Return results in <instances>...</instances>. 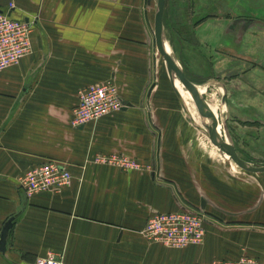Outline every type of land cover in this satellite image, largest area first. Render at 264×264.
Returning <instances> with one entry per match:
<instances>
[{"label": "crops", "instance_id": "1", "mask_svg": "<svg viewBox=\"0 0 264 264\" xmlns=\"http://www.w3.org/2000/svg\"><path fill=\"white\" fill-rule=\"evenodd\" d=\"M148 4L0 0L1 12L33 22L31 53L0 71V235L13 218L0 264H33L47 253L63 264H198L243 254L264 264V198L240 208L237 192L255 188L234 180L249 172L219 149L198 124L191 93L167 76L154 39L156 5ZM192 5L162 20L178 64L206 88H222L224 115L229 106L231 115L264 123V0ZM101 81L116 85L124 106L74 127L78 91ZM204 105L218 118L211 99ZM105 155L136 166L95 161ZM50 160L70 172L69 185L26 194L17 180ZM181 210L203 211L201 243L172 248L141 233L154 213Z\"/></svg>", "mask_w": 264, "mask_h": 264}, {"label": "built area", "instance_id": "2", "mask_svg": "<svg viewBox=\"0 0 264 264\" xmlns=\"http://www.w3.org/2000/svg\"><path fill=\"white\" fill-rule=\"evenodd\" d=\"M12 7V3L9 4ZM33 22L11 17L0 11V71L16 65L30 54ZM78 101L72 109L71 124L74 127L96 121L120 110L124 104L116 85L112 82H94L78 91ZM97 162L118 164L125 169L136 166L126 155L97 156ZM72 175L59 162L46 161L26 171L17 180L19 187L31 192L54 191L68 186ZM148 240L167 247L181 248L202 242L205 234V215L202 210H181L154 213L141 230ZM33 264H63L52 253L38 257ZM198 264H262L248 255L235 259H213Z\"/></svg>", "mask_w": 264, "mask_h": 264}, {"label": "rangeland", "instance_id": "3", "mask_svg": "<svg viewBox=\"0 0 264 264\" xmlns=\"http://www.w3.org/2000/svg\"><path fill=\"white\" fill-rule=\"evenodd\" d=\"M156 1L157 0H148L149 7H151V8L154 7V3L156 5ZM192 7H193L192 0H165V8H164L165 10L163 13V19L162 20H164L167 12L169 10L174 9V10H176L175 13L179 14V13H181L180 12L181 10H182V12L183 11L187 12V10L191 11ZM177 8H179L178 13H177ZM164 31H165L164 33L167 36L168 30L165 28ZM158 56H159V52L157 51V58L160 59V61L163 63V65H165V61L162 58V56L161 57L160 56L158 57ZM165 70H166L167 76L170 79V73L168 72L166 65H165ZM171 74H172V72H171ZM173 74L179 83V80H178L176 74L174 72H173ZM186 77L189 80H194L195 82H197L196 84H198L199 86H204V85L199 84V82H201L203 80L202 77L192 76V75H189V76L186 75ZM209 86H213V84H209ZM187 92H189V94H190V91L187 90ZM201 97H202L203 101H206V99H211V101L213 102V106L215 107L213 114H216L219 112L218 118H215V115H214L211 117V119H212L213 123H214V120H216L218 126H220L219 128L222 131L221 134L224 136L223 139L225 137L230 138V140H231L232 144L234 145L238 155L241 158H243L244 160L250 162L253 165H257V166L264 165V123H261L259 121L256 122L254 116L251 117V116H245V115H240V116L231 115L230 114L231 110H230L229 106L227 107L228 108L227 109L228 115L225 114L227 116L226 117L222 113V111H220V110L218 111V109H219V91L216 88H212V90H208L205 94L201 95ZM226 102H228V101H226ZM184 103L185 102L183 101L182 105H183V108L187 114V118L189 119L188 120L189 126L191 127V130H192V122H195V121L193 118H190L191 116L189 115L188 109ZM196 108H197V106H196ZM246 110H249V109H246ZM197 112H198V110H197ZM198 115H199V113H198ZM193 124H195V123H193ZM198 124L200 126H205V124L202 120L200 122H198ZM219 149H220V147H219ZM220 150L225 154L226 157L230 158V156L227 155L225 153V151H223L222 149H220ZM198 166L202 168L205 165L199 164ZM203 168L206 169L205 167H203ZM243 177L244 178H242L241 175H237L235 177L234 181L237 183H238V181H243L244 185H245L244 188H247V187L252 188V186H253V188H255V191L251 190V189H249V190L245 189L244 190L245 194L237 192L239 195V199H240V201H239L240 208L242 210L255 209V199H256V204H257L259 202V200H262L264 198V174H249L248 173V175L245 174V176H243ZM202 178H204L207 182H209L213 187L218 186L216 184L221 185L218 181H216V179H214L213 176H211L210 174H208L206 172H203ZM246 180H249V182L251 184L250 185L245 184ZM261 180H263L262 183L260 185H258V182ZM246 183H248V182L246 181ZM256 185H258V186H256ZM221 191H219V192H221ZM222 192H223V196L225 198L224 191H222ZM227 193L229 194L230 192H227ZM260 193H261V195H260ZM227 199H230V197L227 196ZM251 201H254V202L251 203ZM245 255H248V254H245Z\"/></svg>", "mask_w": 264, "mask_h": 264}, {"label": "water", "instance_id": "4", "mask_svg": "<svg viewBox=\"0 0 264 264\" xmlns=\"http://www.w3.org/2000/svg\"><path fill=\"white\" fill-rule=\"evenodd\" d=\"M165 6V0H157L156 1V7H155V12H154V39H155V45L157 51L161 54L162 58L165 61L166 68L168 72H174L179 81L185 85L188 90L190 91L197 108L205 122L206 129L208 131V134L211 136L213 140L218 142L220 148L225 151L227 154L231 156L233 161L239 165L241 168L250 171V172H264V165H253L250 162L244 160L241 158L234 145L232 144L230 138H226V141H224L223 137H221L216 129H215V124L213 123L211 117L208 115L204 101L199 93V85L194 83L193 81L189 80L185 73L183 68L171 57L169 52L165 48V35H164V30H163V10ZM13 218H9L2 230H1V235H0V249L3 251L5 249V239L8 233L9 228L12 225Z\"/></svg>", "mask_w": 264, "mask_h": 264}, {"label": "bare ground", "instance_id": "5", "mask_svg": "<svg viewBox=\"0 0 264 264\" xmlns=\"http://www.w3.org/2000/svg\"><path fill=\"white\" fill-rule=\"evenodd\" d=\"M165 48H166V50L169 52V54L171 55V57L177 62V60L175 59V57H174V55H173V52H172V50H171V46H170V44H169V42L167 41V40H165ZM178 63V62H177ZM177 76V75H176ZM178 78V77H177ZM179 80V79H178ZM180 82V81H179ZM181 83V82H180ZM181 85L185 88V89H187L188 90V88L185 86V85H183L182 83H181ZM212 88H216L218 91H219V110H221V109H223V111H225L226 110V106H225V104H224V102H222L221 101V95H222V93H223V90H222V88L221 87H219L218 85H213V86H211L210 88H206L205 86H200L199 87V93H200V95H203V94H205L208 90H211ZM189 91V90H188ZM222 105V106H221ZM221 107V108H220ZM216 129V128H215ZM216 131H217V129H216ZM218 133V132H217ZM215 141V140H214ZM224 141H226V138H224ZM216 142V141H215ZM218 143V142H217ZM226 153V152H225ZM227 154V153H226ZM227 155H229V154H227ZM230 156V155H229ZM230 158H231V156H230ZM231 160L233 161V159L231 158ZM234 162V161H233ZM235 163V162H234ZM236 164V163H235ZM237 165V164H236ZM239 168H241L239 165H237ZM241 169H243V168H241ZM244 171H246V172H249V173H255V174H263L264 172H250V171H247V170H245V169H243Z\"/></svg>", "mask_w": 264, "mask_h": 264}, {"label": "trees", "instance_id": "6", "mask_svg": "<svg viewBox=\"0 0 264 264\" xmlns=\"http://www.w3.org/2000/svg\"><path fill=\"white\" fill-rule=\"evenodd\" d=\"M191 81H193V80H191ZM194 82V81H193Z\"/></svg>", "mask_w": 264, "mask_h": 264}]
</instances>
